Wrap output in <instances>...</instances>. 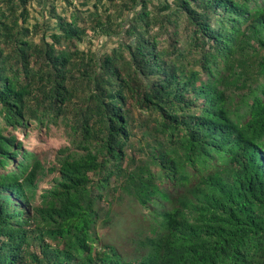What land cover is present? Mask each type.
<instances>
[{
  "label": "trees",
  "instance_id": "trees-1",
  "mask_svg": "<svg viewBox=\"0 0 264 264\" xmlns=\"http://www.w3.org/2000/svg\"><path fill=\"white\" fill-rule=\"evenodd\" d=\"M35 1L0 0V264H264V0H38L52 31ZM125 200L128 259L99 234Z\"/></svg>",
  "mask_w": 264,
  "mask_h": 264
},
{
  "label": "rangeland",
  "instance_id": "rangeland-1",
  "mask_svg": "<svg viewBox=\"0 0 264 264\" xmlns=\"http://www.w3.org/2000/svg\"><path fill=\"white\" fill-rule=\"evenodd\" d=\"M83 1L84 0H58L55 5L56 12L70 18L75 10H86L81 6ZM151 1L159 7L165 3V0ZM33 4L34 6L31 5L30 8V24L38 21L42 25L43 30H45L44 23L51 31L56 28L55 21L48 18V12L44 11L41 3L36 0ZM82 16H85V14H82ZM80 24L83 28L87 27L86 31L89 39L85 44L88 46V42L92 41L93 50L100 56L116 46L118 37L98 39L97 37H93V31L90 29V21L81 22ZM85 44L83 45L84 47H86ZM7 130L13 132L11 127H8ZM16 135L22 140L24 149L34 153L47 167L53 164L58 150L68 144L61 130L54 127L33 126L25 133L17 131ZM51 179L52 178L49 177L39 184L40 192L50 187ZM115 209L118 210L120 214L118 219H116V223L107 230H99V234L100 236L103 235V238L110 241L111 244H114L123 256L128 259L133 257L135 253V246L130 243V238L138 232L139 228H145L147 223L142 221L144 215L142 208L132 200L123 201L115 207Z\"/></svg>",
  "mask_w": 264,
  "mask_h": 264
}]
</instances>
